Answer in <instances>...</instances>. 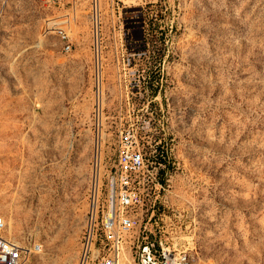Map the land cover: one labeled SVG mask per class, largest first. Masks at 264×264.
Returning <instances> with one entry per match:
<instances>
[{
    "label": "rangeland",
    "instance_id": "obj_1",
    "mask_svg": "<svg viewBox=\"0 0 264 264\" xmlns=\"http://www.w3.org/2000/svg\"><path fill=\"white\" fill-rule=\"evenodd\" d=\"M125 136L194 264H264V0H0V216L27 264L78 263Z\"/></svg>",
    "mask_w": 264,
    "mask_h": 264
},
{
    "label": "built area",
    "instance_id": "obj_2",
    "mask_svg": "<svg viewBox=\"0 0 264 264\" xmlns=\"http://www.w3.org/2000/svg\"><path fill=\"white\" fill-rule=\"evenodd\" d=\"M65 51L70 50L69 38L62 33ZM96 65V80L100 75ZM99 111V105L96 106ZM144 159L136 152L128 136L120 140L117 165L114 177L110 181V202L106 211L99 210L94 196L95 185H92V200L86 216V225L81 236L79 260L77 264H194L187 253L186 237L181 228L178 235L170 237L167 223L170 217L164 213L156 216V204H160V192L163 185L155 175H146L143 171ZM142 175L143 182L150 183V191L137 192L135 182L137 175ZM147 178V179H145ZM137 210L150 212L145 222L137 217ZM147 217V215H146ZM156 225L149 231L147 225ZM158 223H162L158 226ZM139 228L137 246L133 258L125 252L126 238L134 229ZM6 223L0 216V264H27L30 255L36 252L35 247L27 248L19 242L7 238ZM153 233L150 238L147 233ZM169 235V236H168Z\"/></svg>",
    "mask_w": 264,
    "mask_h": 264
},
{
    "label": "trees",
    "instance_id": "obj_3",
    "mask_svg": "<svg viewBox=\"0 0 264 264\" xmlns=\"http://www.w3.org/2000/svg\"><path fill=\"white\" fill-rule=\"evenodd\" d=\"M157 149H158V147H157V148H154L153 150H154L155 152H157ZM153 150H152V149L149 150V149L147 148V152H148V153L153 152ZM158 156H159V154H155V153L152 154V157L155 158L157 162H159V160H160V159H158Z\"/></svg>",
    "mask_w": 264,
    "mask_h": 264
}]
</instances>
